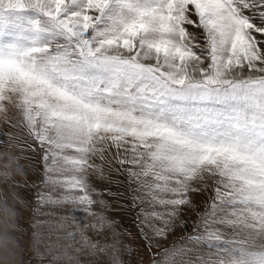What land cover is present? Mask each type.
Here are the masks:
<instances>
[{
  "label": "snow or ice",
  "instance_id": "obj_1",
  "mask_svg": "<svg viewBox=\"0 0 264 264\" xmlns=\"http://www.w3.org/2000/svg\"><path fill=\"white\" fill-rule=\"evenodd\" d=\"M0 136L40 155L9 209L37 264H127L113 172L150 248L196 212L151 264H264V0H0Z\"/></svg>",
  "mask_w": 264,
  "mask_h": 264
},
{
  "label": "rangeland",
  "instance_id": "obj_2",
  "mask_svg": "<svg viewBox=\"0 0 264 264\" xmlns=\"http://www.w3.org/2000/svg\"><path fill=\"white\" fill-rule=\"evenodd\" d=\"M4 139L6 138L3 136H0V140H4ZM9 151H11L15 155H20L19 148L15 144L9 149ZM25 155H30V153L26 152ZM39 161H40L39 154H36L35 161H30L27 159L21 160V162L24 163L29 168V174H28L29 181H37V182L39 181L40 175L42 173V168L40 169L39 172H33L32 167H29V165L32 164L34 167L39 168L40 167ZM112 179L114 180V184L113 183L109 184L105 181H101L93 177V181L98 185L96 186L98 187V189L110 188L111 191L114 193H125L124 196H111V195L106 196L105 195L104 198L107 199L109 202L112 201V203L110 202L112 205L114 204V202L116 203L114 214L110 212H108L107 214L115 218L119 222V226L121 230L122 229L127 230L128 232L132 233V236H131L132 238L130 237L129 240H131V244L134 245L135 243V245L133 246L134 250L131 253H125L124 255V259L127 262V264H136V263L151 264L153 253L162 251L161 248L156 247L157 244H160L163 247H171L173 243L181 242L179 239L181 236L186 237L187 235L192 233L194 223L197 220V215H196V212L192 211L191 209H185L182 219L187 222L186 225L184 227H181L179 226V223L177 222L176 226L174 227V230L169 232L167 239L153 237V239L151 240V248H150L149 241L144 236H141L140 234V227L142 226L144 229V232L147 233L149 237L153 236L152 227L149 225L148 220L143 214L149 211L150 209H148L147 206L145 205L143 206V212H141V207L133 208V207L128 206L129 198H128V194L125 192L127 185L124 184L123 186H121L119 183L115 182V181H126V177L123 174H118V173L113 172ZM19 192L21 196L27 197L29 200H33L32 190L19 189ZM204 199L205 197L203 196L195 197L196 203L198 205L197 211H203V204L201 202ZM121 203H123L125 207L123 208L119 207ZM113 207L114 205L112 206V208ZM109 211H112V210H109ZM138 214L140 216L141 223L137 222ZM75 215L80 217L81 219L84 218V213L82 211H77ZM29 216H30V212L22 211L21 222L24 223L28 219ZM24 226L27 227V224L25 223ZM138 251H141V253H139ZM132 253L134 255H132ZM137 258H139L140 261H138ZM23 259L24 261H27L28 264H37V261L35 257L33 256L31 249H28L25 251Z\"/></svg>",
  "mask_w": 264,
  "mask_h": 264
},
{
  "label": "clouds",
  "instance_id": "obj_3",
  "mask_svg": "<svg viewBox=\"0 0 264 264\" xmlns=\"http://www.w3.org/2000/svg\"><path fill=\"white\" fill-rule=\"evenodd\" d=\"M8 161L0 159V173L9 172L8 176L0 174V264H25L23 243L17 241L15 229L10 221L21 217L9 209L17 207L19 189L13 187L14 182L28 178L29 168L20 161V165L12 164L7 168Z\"/></svg>",
  "mask_w": 264,
  "mask_h": 264
},
{
  "label": "bare ground",
  "instance_id": "obj_4",
  "mask_svg": "<svg viewBox=\"0 0 264 264\" xmlns=\"http://www.w3.org/2000/svg\"><path fill=\"white\" fill-rule=\"evenodd\" d=\"M113 181H114V180H113ZM93 183H95V182L93 181ZM113 184H114V183H113ZM95 186H98V185L95 183ZM97 188H98V187H97ZM101 188H102V187H101ZM106 196H107V195H106ZM107 198H108V197H107ZM110 202L112 203V201H110ZM115 204H116V203L114 202V204H113L114 207L110 209V210H112V211H108V212L114 214V211H115ZM111 205H112V204H111ZM113 205H112V206H113ZM122 230H123V229H122ZM131 238H132V237H131ZM125 239H126V241H127L128 243L131 244V240H129L128 237H125ZM134 239H135V238H134ZM132 241H133V239H132ZM131 245H132V248H133V246L135 245V243H134V245H133V244H131ZM133 250H134V249H133ZM134 252H135V251H134ZM134 252H133V253H134ZM138 252L141 253V251H138ZM133 253H132V255H134ZM141 255H142V254H141ZM141 255H140V256H141ZM130 256H131V255H130ZM134 257H135V256H134ZM134 257H133V258H134ZM136 257H137V256H136ZM143 257H144V256H143ZM137 260L140 261L139 258H137ZM142 260H143V259H142ZM132 262H133V261H132ZM136 262H137V261H136ZM136 264H138V263H136Z\"/></svg>",
  "mask_w": 264,
  "mask_h": 264
}]
</instances>
